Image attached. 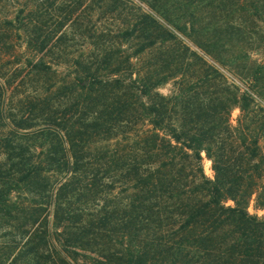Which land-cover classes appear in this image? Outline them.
I'll list each match as a JSON object with an SVG mask.
<instances>
[{
	"label": "trees",
	"instance_id": "trees-1",
	"mask_svg": "<svg viewBox=\"0 0 264 264\" xmlns=\"http://www.w3.org/2000/svg\"><path fill=\"white\" fill-rule=\"evenodd\" d=\"M100 1L130 16L118 33L124 41L143 38L126 55L127 68L105 72L96 67L84 78L64 79L63 93L26 96V112L19 115L7 104L9 81L0 82V218L17 228L10 245L18 253L10 264H182L195 256L210 257L205 264H230L239 253L253 262L261 256L264 264V219L246 205L255 183L241 193L230 162L220 153L235 103L240 110L232 128L235 140L251 157L258 156L259 136L246 113L249 95H222L212 112L193 107L194 95L180 98L173 104L180 103L181 115L173 119L172 97L153 91L162 80H152V73L135 67L133 59L176 39L161 19L176 30L187 27L168 13L181 2L142 0L149 8L144 9L135 0ZM246 2L245 9L258 11L253 0ZM24 11L21 7L12 18H0V42H17L10 56H19L18 63L34 74L47 72L51 65L44 55L54 35L42 32L39 14ZM114 90L130 93L123 97ZM106 93L114 96L112 106L100 101ZM60 97L65 107L58 113L53 102ZM126 115L128 123L133 117L141 122L134 132L130 128L137 121L123 127L131 141L123 148L109 147L104 157H91L93 135L110 134V122ZM201 151L212 161L213 179L204 173ZM228 199L233 205H226ZM225 232L238 238L227 244Z\"/></svg>",
	"mask_w": 264,
	"mask_h": 264
},
{
	"label": "rangeland",
	"instance_id": "rangeland-1",
	"mask_svg": "<svg viewBox=\"0 0 264 264\" xmlns=\"http://www.w3.org/2000/svg\"><path fill=\"white\" fill-rule=\"evenodd\" d=\"M135 1L144 9H149L144 1ZM179 1L181 4L175 3L168 13L172 21L186 23L187 27L176 30L161 19L168 29L174 30L176 39L155 44L134 58L133 62L143 72L152 73V80H162L153 91L172 97L169 105L172 107L173 119L181 115L180 103L173 104L174 100L179 101L180 98L187 99L194 95L193 107H204L212 112L219 109L218 102L222 95L230 99L244 92L249 95L250 106L246 113L252 133L259 136L258 156L251 157L235 140L232 128L238 123L240 110L235 103L231 106V100L227 104L231 106L228 114L230 132L225 137L226 144L220 153H223L224 160L230 162L232 177L236 179L241 193L249 191L251 183H255L254 192L246 197V205L251 214L264 219V0H253L259 8L257 12L245 9L246 0L239 5L235 3L236 0ZM21 7H25L23 14H26V9L31 16L39 14L42 32H51L54 38L49 40V49L44 55V61L51 66L47 72L38 74L30 72V67L18 63L16 59H20L19 56L15 59L10 56L16 49L11 45L17 42L13 43L9 38L0 42V82L9 81L7 104L11 112L18 115L26 112L24 101L28 95H39L45 90L63 93L61 85L64 79L67 81L73 76L84 78L88 71L96 67H101V71L105 72L127 68L130 63L125 60L126 55H130L143 41L141 37L124 41L119 36L118 33L125 28L124 23L127 19L129 21L130 16L105 1L0 0V18H12ZM106 56L109 57L108 61H104ZM127 72H123L125 77ZM194 88L196 93L193 94ZM225 88H228L227 93L223 90ZM114 93L124 97L130 92L119 90ZM61 97L53 102L58 107V113L65 107ZM113 97L106 93L100 101L112 106ZM127 119L126 115L120 116L119 120H112L110 134L99 130L93 135L90 145L95 149V154L91 157H104L109 147L123 148L131 141L124 135L131 137V132L141 122L133 117L132 122L128 123ZM133 122L136 123L133 130L130 128L129 134H123V127L127 125V129L129 125L133 126ZM201 155L204 173L213 179L215 172L212 161L205 151H201ZM258 192H261L259 199ZM233 203L232 199L226 201V205ZM49 221L53 230L51 216ZM15 226L14 221L0 218V264H10L18 253V249L10 245L15 239ZM53 234L56 235L54 230ZM224 235L227 244L238 238L233 232H225ZM234 256L230 264H261L262 260L260 256L255 258L257 262H253L241 253ZM197 258H187L181 263L205 264L210 259L208 256L200 260ZM172 264L177 263L173 261Z\"/></svg>",
	"mask_w": 264,
	"mask_h": 264
}]
</instances>
